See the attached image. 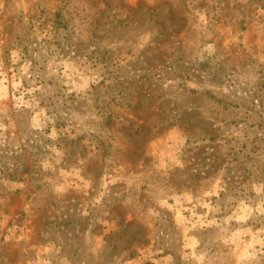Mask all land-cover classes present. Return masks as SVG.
<instances>
[{
	"label": "rangeland",
	"instance_id": "obj_1",
	"mask_svg": "<svg viewBox=\"0 0 264 264\" xmlns=\"http://www.w3.org/2000/svg\"><path fill=\"white\" fill-rule=\"evenodd\" d=\"M0 264H264V0H0Z\"/></svg>",
	"mask_w": 264,
	"mask_h": 264
}]
</instances>
